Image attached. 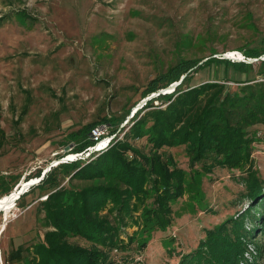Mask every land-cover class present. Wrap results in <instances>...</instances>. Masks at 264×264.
<instances>
[{
	"label": "rangeland",
	"instance_id": "obj_1",
	"mask_svg": "<svg viewBox=\"0 0 264 264\" xmlns=\"http://www.w3.org/2000/svg\"><path fill=\"white\" fill-rule=\"evenodd\" d=\"M263 40L264 0H0V176L9 183L18 177L11 193L19 191L37 171L42 176L61 161H74L68 158L73 154L70 134L117 117L123 118L121 138L135 110L144 105L141 91L171 67L197 60L200 66L225 55L239 58ZM258 61L245 58L252 66L246 72L201 66L190 85L224 82L226 75L259 79ZM251 132L252 166L264 179V127ZM135 146L147 150L143 139ZM163 150L186 171V189L171 205L170 226L140 233L127 243L125 251L139 256L141 264H177L205 229L248 204L239 196L241 171L214 168L206 174L201 164L189 166L183 146ZM44 199L34 189L10 208L0 232V264H13L8 260L12 251L43 238L47 229L39 203ZM3 217L0 211V228ZM245 227H252L248 219ZM139 232L127 228L121 238L126 242ZM140 237L146 242L142 250ZM255 254L253 264H264V234L247 244L243 256L252 263Z\"/></svg>",
	"mask_w": 264,
	"mask_h": 264
},
{
	"label": "trees",
	"instance_id": "obj_2",
	"mask_svg": "<svg viewBox=\"0 0 264 264\" xmlns=\"http://www.w3.org/2000/svg\"><path fill=\"white\" fill-rule=\"evenodd\" d=\"M262 55L264 40L259 48L243 51L246 59L258 61ZM199 62H181L151 80L141 91L140 100L155 93L157 96L135 110L121 138L117 135L123 118H104L109 134L115 135L107 148L86 159L57 164L19 196L21 199L34 189L45 196L39 205L47 230L29 247L12 251L8 260L13 264H112L116 255L139 258L125 251L127 243L136 241L140 233L170 226L171 205L184 196L187 173L163 150L183 146L191 168L201 164L206 174L214 168L244 173L240 179L244 189L239 196L248 204L234 216L205 229L196 247L182 254L177 264L256 261L258 247L252 263L243 255L247 244L264 234V179L253 169L251 158L255 142L251 129L264 127V59L258 61L259 79L223 77L232 86L218 80L199 85L190 82L201 66L222 65L246 72L252 69L251 64L216 57L197 66ZM183 76L172 92L161 94ZM96 126L91 124L70 134L68 140L73 148L69 153H82L94 146L89 134ZM141 139L147 150L135 146V141ZM40 177L39 170L26 182L37 179L35 184ZM17 180L15 177L9 183L0 176V198L11 194ZM247 219L250 229L245 227ZM133 227L140 232L132 233L125 242L121 236ZM141 237L137 242L139 250L146 246Z\"/></svg>",
	"mask_w": 264,
	"mask_h": 264
},
{
	"label": "built area",
	"instance_id": "obj_3",
	"mask_svg": "<svg viewBox=\"0 0 264 264\" xmlns=\"http://www.w3.org/2000/svg\"><path fill=\"white\" fill-rule=\"evenodd\" d=\"M145 103V102H144ZM107 127L104 126H97L94 127L90 132V138L94 140L95 145L86 149V151L82 153H74L69 156H73L74 158L71 160H78V159H86L88 158L92 153L101 151L105 148H107L111 142V140L115 137V135H110L109 132L106 130ZM102 140H107L105 147H103L101 150H96V145L101 143ZM116 253V251H115ZM139 258H128V257H122L120 255L114 256V262L112 264H138Z\"/></svg>",
	"mask_w": 264,
	"mask_h": 264
},
{
	"label": "bare ground",
	"instance_id": "obj_4",
	"mask_svg": "<svg viewBox=\"0 0 264 264\" xmlns=\"http://www.w3.org/2000/svg\"><path fill=\"white\" fill-rule=\"evenodd\" d=\"M231 53H234L235 55H238L237 53L238 52H231ZM230 54V53H229ZM225 57H226V55H225ZM224 57V59H226ZM245 58H244V56H239V58L238 57H236V58H231V57H227V60H231V61H233V62H236V61H240V62H243V60H244ZM174 90V87H169L168 89H166V90H163V93H170V92H172ZM154 96H157V94L156 95H154ZM152 97V96H151ZM106 142H107V140H102L101 141V143H99V144H97L96 145V150H101L103 147H105V145H106ZM69 157H71V159H73L74 157L73 156H68V158ZM67 159V158H66ZM65 159V160H66ZM71 159H69V160H71ZM64 161H61V163H63ZM67 162V161H66ZM39 179L40 178H38V182H40L39 181ZM30 183L31 182H28V183H26L25 184V186L24 185H22L21 187H20V190L19 191H21V189H25L26 190V192H27V190L28 189H30V188H28L27 187V185H30ZM19 191H17V192H15V193H11V194H9V195H7V196H4V197H1L0 198V211H2L3 212V215H4V217H3V223H2V225H1V229H3V227H4V222H7L8 221V219H9V214H10V208L14 205V203L19 199Z\"/></svg>",
	"mask_w": 264,
	"mask_h": 264
},
{
	"label": "water",
	"instance_id": "obj_5",
	"mask_svg": "<svg viewBox=\"0 0 264 264\" xmlns=\"http://www.w3.org/2000/svg\"><path fill=\"white\" fill-rule=\"evenodd\" d=\"M223 57H225V56H223ZM225 58L227 59V57H225ZM256 61H257L256 59H247V62H256ZM236 62H240V61H236ZM183 78H184V76L179 80V82L172 84L170 87H174L175 88L177 85H179L181 83V81H182ZM153 97L154 96H152L150 98H146L144 101H147V100H149V99H151ZM42 178H43V175L40 177L39 181L42 180ZM34 185H35L34 183H31L30 185H27V187L30 188V187H32ZM25 192H26L25 189L24 190L21 189V191H19V196L22 195V194H24Z\"/></svg>",
	"mask_w": 264,
	"mask_h": 264
},
{
	"label": "crops",
	"instance_id": "obj_6",
	"mask_svg": "<svg viewBox=\"0 0 264 264\" xmlns=\"http://www.w3.org/2000/svg\"><path fill=\"white\" fill-rule=\"evenodd\" d=\"M2 231V229L0 228V232Z\"/></svg>",
	"mask_w": 264,
	"mask_h": 264
}]
</instances>
